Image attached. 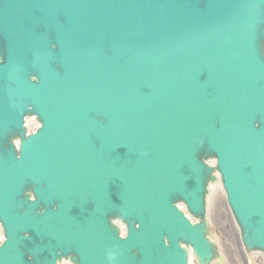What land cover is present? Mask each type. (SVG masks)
<instances>
[{
  "label": "water",
  "instance_id": "water-1",
  "mask_svg": "<svg viewBox=\"0 0 264 264\" xmlns=\"http://www.w3.org/2000/svg\"><path fill=\"white\" fill-rule=\"evenodd\" d=\"M0 106V264H223L217 173L264 249V0H0Z\"/></svg>",
  "mask_w": 264,
  "mask_h": 264
},
{
  "label": "bare ground",
  "instance_id": "bare-ground-1",
  "mask_svg": "<svg viewBox=\"0 0 264 264\" xmlns=\"http://www.w3.org/2000/svg\"><path fill=\"white\" fill-rule=\"evenodd\" d=\"M31 124L33 123H30L29 126L31 127ZM225 200H226V197H225V193L224 191L222 190V187H221V184L220 182H216L214 184H211L210 187H209V191H208V202H207V221L211 224L212 226V229H213V233H214V239H215V242L218 246V249L219 251L224 255V261H225V264H229L228 262V258H227V255H226V250H225V246L222 242V239H221V232H219V228L217 227V223L216 221H214L216 218H217V215L216 214V218H215V215H214V212L215 210H220V209H224L225 213H226V216L224 218H227L231 224H232V227H231V231H232V234L233 236L236 238H232L233 242L236 243V252L238 250V253L240 254V257L243 259H245V262L246 264H264V255L260 252H253V253H250V254H246L244 251H243V247H242V244H241V241H240V235H239V229L238 227L236 226V223L234 222V219L232 217V214L229 210V208L226 206L225 204ZM229 222V223H230ZM2 236L3 234L1 233V229H0V240L2 239ZM190 262L191 264H195V262L193 261L192 257L190 259ZM212 264H217L216 262H213Z\"/></svg>",
  "mask_w": 264,
  "mask_h": 264
},
{
  "label": "rangeland",
  "instance_id": "rangeland-1",
  "mask_svg": "<svg viewBox=\"0 0 264 264\" xmlns=\"http://www.w3.org/2000/svg\"><path fill=\"white\" fill-rule=\"evenodd\" d=\"M213 212L215 218L216 214H218L214 221H216L219 232H221V239L225 246L229 264H246L245 259H242L238 253L239 248L236 252V243L232 240V238H235L231 231L232 224L227 218H224L226 216L224 209H220L219 211L215 210Z\"/></svg>",
  "mask_w": 264,
  "mask_h": 264
}]
</instances>
